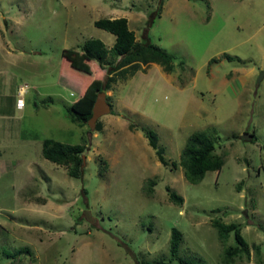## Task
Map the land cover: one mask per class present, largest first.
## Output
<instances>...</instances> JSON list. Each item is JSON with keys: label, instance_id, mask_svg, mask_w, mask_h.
<instances>
[{"label": "rangeland", "instance_id": "1", "mask_svg": "<svg viewBox=\"0 0 264 264\" xmlns=\"http://www.w3.org/2000/svg\"><path fill=\"white\" fill-rule=\"evenodd\" d=\"M100 1L122 7L136 40L144 35L174 59L169 72L136 62L113 75L106 74L112 63L104 72L94 68L96 79L113 77L103 92L117 102L110 96L114 114L100 116L99 130L91 131L63 118L68 91L78 88L56 81L65 45L112 39L92 25ZM0 13L21 58L1 74L26 85L15 131L0 122V135L21 142L31 132L34 141L84 146L82 174L73 179L38 148L22 156L0 136L2 161L28 157L43 172L35 176L32 166L27 180L18 167L0 178V264H221L223 250L239 246L233 233L224 243L217 238L215 221L236 225L246 242L247 257L233 264H264V75L257 83L264 73V0H0ZM109 13L103 17L112 18ZM143 130L156 135L165 165ZM198 131L214 136L223 165L190 185L177 163L185 139ZM243 134L252 137L243 141ZM38 196L45 201L35 203ZM171 228L181 238L175 258L167 250Z\"/></svg>", "mask_w": 264, "mask_h": 264}, {"label": "trees", "instance_id": "2", "mask_svg": "<svg viewBox=\"0 0 264 264\" xmlns=\"http://www.w3.org/2000/svg\"><path fill=\"white\" fill-rule=\"evenodd\" d=\"M155 16H158L155 15ZM153 20V14L148 16L146 23L149 25ZM92 25L100 30L107 32L114 36V43L110 49H106L103 44L97 39H88L82 43L80 50L83 53L81 58L86 61H95L97 67L112 63L113 67L107 69L106 74L123 70L126 65L131 63H154L160 66L163 72H169L172 69L171 61L174 57L160 48L156 47L148 41V39L142 35L141 41H135L134 33L127 27L126 20L123 18L108 20L101 18L92 23ZM225 60L230 61L229 56H224ZM112 61V62H111ZM109 62V63H108ZM217 62L215 59L209 60V63ZM125 66V67H124ZM97 68V69H98ZM135 69V67H130ZM81 70L86 74L91 75L92 71L81 67ZM106 70V69H105ZM95 71V70H94ZM131 74V73H129ZM96 76V73H95ZM106 78V77H105ZM103 78L102 80L90 81L87 84L86 92L90 93L87 99L78 100L72 108L66 109V117L68 121L77 127H87V120L91 116V109L95 100L96 93L104 91L109 88L113 77L111 79ZM107 81V82H106ZM108 99H106L107 101ZM79 106V110L76 108ZM112 115L113 113L110 112ZM130 126L132 124H129ZM94 130L98 131L99 126L97 123L94 125ZM143 137L147 141V145L153 150L157 161L161 165H165V161L161 155L160 150L156 147V135L150 130L142 132ZM214 136L206 131H198L190 134L184 141L183 147L178 157V167L182 171L183 179L190 185L199 184L204 175L207 172H218L222 165V159L214 154L213 148ZM84 146L80 144L67 145L62 144L51 139H44L41 144V156L43 159L52 162L56 165L66 166V175L71 178H78L82 174L81 163L82 158L79 154L83 151ZM145 185H149V190H145L147 196L151 195V189L153 187V181L147 180ZM169 200L179 205L181 199L177 197L173 192L168 195ZM214 228L216 229L217 238L224 243L229 233H233V239L239 248H227L223 250L221 256V264H233L236 260H241L244 256L247 257V245L246 242L240 236L239 228L234 224H223L214 222ZM180 233L177 229L171 228L168 237L167 250L170 257L175 258L178 253L180 244ZM182 264H203L197 263L190 259L181 261ZM135 264H172L171 262L145 261L137 262Z\"/></svg>", "mask_w": 264, "mask_h": 264}, {"label": "crops", "instance_id": "3", "mask_svg": "<svg viewBox=\"0 0 264 264\" xmlns=\"http://www.w3.org/2000/svg\"><path fill=\"white\" fill-rule=\"evenodd\" d=\"M98 6H99L100 13H101V15L98 17L99 19L105 18V17H103V15H105L107 13V10H108L110 12L109 14H111L113 17L112 18L106 17V19L113 20V19L123 18L126 20L127 27H128V20H127L126 16L119 14L120 13L119 11L122 7H119L116 5V6H112L113 7L112 8V7H110L111 4H109V9H108L103 1H100L98 3ZM1 15H3V13H0V71H1L0 72V108H1L0 109V122H5V124L8 126V129H9L7 131H11V129L13 131H15L12 122H13V120L17 121L16 119H14V117H16L15 113L18 112V110H20V109H17L15 107V100L17 97V91H18L20 82H19V79H17V82L14 83L13 80L11 79V75H8V74L2 75L1 73H6L7 71H9L10 68L15 66V63H16L15 60H20L21 58L19 55V51L16 52L13 49L11 50V47L9 46L8 39L6 38V36L8 34L7 26L4 29V23L7 22V19ZM94 21H96V20H94ZM111 37H112V39L106 38L107 41L99 40L106 49H110L114 43L115 38L113 35H111ZM134 39H135V41H137L135 36H134ZM86 40H88V39H86ZM86 40H84V41H86ZM82 43L81 44H75L74 46L65 45L64 48L60 51V57L58 59L59 60V64H58L59 74H58V79L56 82L58 85H59L60 81H61V83L69 82L71 87H73L74 89L76 87L78 88V90L76 89L77 94L68 91L67 98H69L70 100H67V102L65 103V106H63V108L65 109V112L63 113V118L66 117V109L72 108V106L78 100L87 99L89 97L90 93L86 92L87 84L90 81L95 80V78H96L94 68H98L97 63L95 61H89L88 62V61H86L80 57L83 55V53L80 50V46L82 45ZM81 67L86 69L87 71L90 69V71H92L91 75L88 74V72H86V74H85L81 70ZM103 67H104V69H102ZM105 68H106V65L103 64L98 69H99V71L104 72ZM263 75H264V73H263ZM131 77H133V75ZM131 77L126 78V81L129 80ZM234 77H237V75H235ZM238 78L240 80L242 79L241 77H238ZM169 82H171V81H169ZM172 82H173V80H172ZM79 87H80V93H79ZM93 93H97V92L95 91ZM104 95H105V93H104ZM110 96H112V94L109 96H106V98L108 99L107 101L109 102L110 112H112L114 114V112L111 110L112 106L110 104ZM22 97H23V95H22ZM112 98L117 102V99L115 97L112 96ZM46 102L51 103L52 99L48 97V98H46ZM48 105L49 104H46L44 107H48ZM116 110H117V108H116ZM119 112H121V111H119ZM106 115H108V114H106ZM109 115H111V114L109 113ZM66 119H67V117H66ZM8 121L10 122V124L7 123ZM3 125H4V123H0V130L3 129V128H1ZM6 125L4 126V128L6 127ZM0 136L4 137L5 142H6V147L10 152H11V150L18 148L19 149V155L25 156V155H27L26 154V148H28V150H29L30 148L33 149V147L34 148L36 147V151L38 148L39 152H40V156H41V144H42V141L44 139L34 141V139H37L36 134L32 135V133L29 132V139H27L26 136H23L24 138L21 142L16 141V139L13 138L12 134H10V135H8V134L2 135L1 134ZM53 141H55V140H53ZM56 142H58V141H56ZM23 143H25L26 145H23ZM11 155H16V154L11 153ZM50 163L54 164L52 162H50ZM54 165H56V164H54ZM32 166L35 167L34 168L35 176L42 177L43 172L40 168H38L37 165L34 164V159L32 160L28 157H19V156L17 158H12L6 162H4L0 159V178L2 177V175L13 173L15 171V169L20 167V168H23L24 174H25V172L28 174L26 176L23 175V177H25L27 180H30L32 178L31 177V170L33 169ZM56 166H60V165H56ZM60 167H63V166H60ZM64 173L66 174V169L61 171L62 175ZM12 185H13V183L11 182L9 184V186L12 187ZM23 187H24V184H23ZM12 188L16 192H17V190H19V188H17V187L16 188L12 187ZM12 188H10V189H12ZM35 199H36V201H34L35 203H41V202L45 201V200L43 201V199L40 198L39 196L36 197ZM37 199H38V201H37ZM34 206L37 207L35 204H34Z\"/></svg>", "mask_w": 264, "mask_h": 264}, {"label": "water", "instance_id": "4", "mask_svg": "<svg viewBox=\"0 0 264 264\" xmlns=\"http://www.w3.org/2000/svg\"><path fill=\"white\" fill-rule=\"evenodd\" d=\"M263 73H259L257 77V82H259L260 78L262 77ZM110 108L105 101V95L103 92L96 93L95 100L91 109V116L87 120V128L88 130H93L96 120L103 115L109 114ZM248 135H243V139L248 140ZM83 158V157H82Z\"/></svg>", "mask_w": 264, "mask_h": 264}, {"label": "built area", "instance_id": "5", "mask_svg": "<svg viewBox=\"0 0 264 264\" xmlns=\"http://www.w3.org/2000/svg\"><path fill=\"white\" fill-rule=\"evenodd\" d=\"M25 84L23 83L21 86H20V89H19V92H18V99L16 100V107L18 108V109H20V108H22L23 107V102H22V100H21V94H22V92H23V90H24V88H25Z\"/></svg>", "mask_w": 264, "mask_h": 264}, {"label": "clouds", "instance_id": "6", "mask_svg": "<svg viewBox=\"0 0 264 264\" xmlns=\"http://www.w3.org/2000/svg\"><path fill=\"white\" fill-rule=\"evenodd\" d=\"M261 73V72H260ZM258 83V82H257ZM21 86V85H20ZM20 86H19V88H18V91H17V97H16V100L18 99V92H19V89H20ZM99 92H103V91H99ZM23 93H24V90H23V92H22V94H21V100H22V95H23ZM98 93V92H97ZM16 100H15V107H16ZM105 101H106V96H105ZM23 102V101H22ZM106 103L108 104V106H109V103H108V101H106ZM17 108V107H16ZM23 108V107H22ZM109 108H110V106H109ZM18 109V108H17ZM110 113V112H109ZM243 135H245V134H243ZM242 135V136H243ZM246 135H248L249 136V138H248V140L252 137V134H246ZM145 139V138H144ZM243 141H245V140H243Z\"/></svg>", "mask_w": 264, "mask_h": 264}]
</instances>
